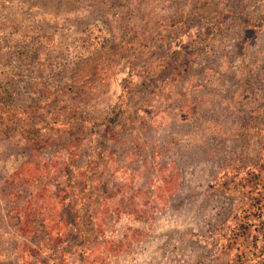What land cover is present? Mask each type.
<instances>
[{"label": "rangeland", "instance_id": "1", "mask_svg": "<svg viewBox=\"0 0 264 264\" xmlns=\"http://www.w3.org/2000/svg\"><path fill=\"white\" fill-rule=\"evenodd\" d=\"M34 1L0 25V264H90L146 223L264 264V0Z\"/></svg>", "mask_w": 264, "mask_h": 264}, {"label": "built area", "instance_id": "2", "mask_svg": "<svg viewBox=\"0 0 264 264\" xmlns=\"http://www.w3.org/2000/svg\"><path fill=\"white\" fill-rule=\"evenodd\" d=\"M37 7L34 0H0V25L38 21L36 16L27 17L28 12L37 11ZM161 214L158 212L156 216ZM153 225L156 223L143 225L147 232L143 239L129 241L123 250L107 253L90 264H190L181 243L168 237L163 240L164 235L155 234ZM123 237L125 233L120 234V238Z\"/></svg>", "mask_w": 264, "mask_h": 264}]
</instances>
